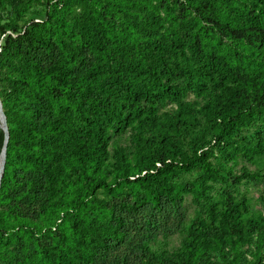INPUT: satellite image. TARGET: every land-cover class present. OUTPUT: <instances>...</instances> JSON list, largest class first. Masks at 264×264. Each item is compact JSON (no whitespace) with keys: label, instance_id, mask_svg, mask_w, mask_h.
I'll return each mask as SVG.
<instances>
[{"label":"trees","instance_id":"1","mask_svg":"<svg viewBox=\"0 0 264 264\" xmlns=\"http://www.w3.org/2000/svg\"><path fill=\"white\" fill-rule=\"evenodd\" d=\"M46 1H58L54 7L68 13L75 0ZM76 1L82 13L70 22L47 15L24 29L16 21L0 24V35L11 33L5 36L0 63L24 42L48 44L53 29L58 40L69 37L93 57V63L75 75L71 63L83 60L71 43H60L62 60L45 71L39 65L21 66L9 92L0 91L9 124L0 181V244L7 233L33 239L55 226L70 232L75 256L86 254L92 262L91 251L85 249L110 250L125 227L122 214L115 216V228L93 222L91 214L105 211L106 201L98 192L119 198L127 188L133 201L131 206L122 203L126 214L148 204L153 210L161 201L180 204L188 194L203 206L206 218L196 217L186 227L182 248L172 255L174 264H200L212 244L222 253L218 264H242L246 246L251 255L264 257V216L249 206L253 200L263 202L264 191L250 199L227 188L218 202L207 194L209 184L236 186L259 179L235 175L211 160L215 151L224 159L243 150L251 157L264 154L262 140L236 143V137L251 127L264 130V0ZM188 91L208 98L196 108L184 101ZM29 97L44 103L56 119H38L37 112L25 107L22 119L15 116L16 101ZM69 109L78 120L67 118ZM124 133H129L130 155L114 148L108 168L110 136ZM4 141L0 128V154ZM31 142L39 143L38 150L50 161L38 224L9 205L15 198L9 194L14 182L11 156ZM63 144L68 152L60 158L55 149ZM190 174L195 175L192 182L178 183L179 177ZM27 189L32 191V186ZM225 249L232 255L228 260ZM140 251L141 264L160 263L144 241Z\"/></svg>","mask_w":264,"mask_h":264},{"label":"rangeland","instance_id":"2","mask_svg":"<svg viewBox=\"0 0 264 264\" xmlns=\"http://www.w3.org/2000/svg\"><path fill=\"white\" fill-rule=\"evenodd\" d=\"M1 2L0 24L6 21H16L21 29L29 26L31 21L41 22L47 15H54L52 16L54 18L63 17L70 22L82 13V8L76 0L70 2V11L68 13H64L63 9L58 10L54 7L58 1L48 3L46 0H1ZM67 2L68 0H65V3ZM9 34L11 33L6 32L4 35H0V52L5 36ZM62 36L58 40L53 29L49 34V41L46 45L24 42L16 46L8 58L0 63L1 93L6 94L14 86L16 70L21 66L33 67L39 65V68L45 71L51 64L62 60L64 53L60 43L63 42H65L64 45L66 42L71 43L73 46L72 50L75 54L80 55L83 60V62L71 63L73 74L77 75L88 68L93 63V57L89 50L78 47L69 37ZM223 44H227L225 40ZM166 56L171 58V54ZM25 58L28 60H25ZM11 97L14 99L13 96ZM207 98V94L197 97L188 91L185 94L184 101L194 103L196 108H198L206 102ZM15 105L18 107V112L14 111V115L19 117V119L25 116L24 107L28 108L29 111H33L34 114L37 112L36 116H38V119L45 118L49 122L56 119V115L54 113L50 114L46 110L45 104L38 99L29 97L22 103L16 101ZM171 108V106L166 107L165 110H170ZM66 113L69 120L76 121L79 118L70 109ZM26 115L29 116L31 114L28 112ZM6 125L8 130L9 124L7 122ZM46 125H48V122ZM20 127L21 125L17 123V130ZM258 140L264 142V130L253 127L243 131L236 137V143L241 146L256 143ZM38 144L37 142L28 143L27 148L19 146L18 150L12 154L10 162L13 168L14 182L11 183L13 191L9 192V194H12L15 198L9 205H15L16 212L23 217L31 218L34 224L41 222L39 205L44 200L46 171L50 165L49 159L44 158L45 151L38 150ZM118 147L125 149L128 156L130 155L129 133L110 136V141L108 142L109 156L107 157L106 167L111 168L110 165L114 161L111 157L112 150ZM231 147L234 149L235 144L231 145ZM232 148H228V151ZM55 151L60 158H63L67 154L68 149L66 144H63L57 147ZM214 154L211 162L215 167L223 166L231 170L235 175L246 173L250 176H259V179L257 181L245 180L236 186H230V183L209 184L210 189L207 194L210 197V201L218 202L220 200L219 195L227 188L233 190L236 196L244 195L250 199L257 198L262 194L264 191V154L251 157L243 150L233 156L228 154L226 159L220 157L217 151ZM8 176L7 172V178ZM194 178V174L184 175L178 178V183L186 185L192 182ZM29 186H32V191L27 189ZM129 193V189L126 188L123 190L121 197L110 198L104 193L98 192L99 199L106 201L102 206L105 211L100 212L101 215L91 214L90 218H92L93 222L104 228H115L119 223L115 216L122 214L125 227L122 228V239L112 241L109 245L110 250H92L91 247L85 249L86 253L91 251L92 262L87 260L86 254L83 257L75 256V248L71 242L70 232L66 231L65 228L54 226L50 233L48 232L49 229H42L39 234L34 236L36 238L33 239L11 233L3 235L2 244H0V264H113L115 260L121 262L125 260L126 264H141L140 246L143 245V241L147 247L160 257L159 264H174L172 255L181 250L182 242L186 237V227L196 217L205 220L206 216L203 206L196 203L194 197L188 194L183 196L180 204L169 205L161 201L159 206L153 210L148 204L147 207L141 209L138 213L130 212L126 214L121 205L126 202L128 206H131L133 197L129 198ZM6 208L7 205L2 206V210ZM220 209L221 207H217V211ZM228 246L226 245L225 247L228 249ZM227 249L223 251V255L224 253L226 254V256L224 255L226 260L232 256ZM242 252L244 255L246 254L242 264H264V257L260 259V257L257 258V256L251 255L248 246L243 248ZM221 254L218 248L212 244L210 250L201 258L200 264H218L217 258Z\"/></svg>","mask_w":264,"mask_h":264},{"label":"water","instance_id":"3","mask_svg":"<svg viewBox=\"0 0 264 264\" xmlns=\"http://www.w3.org/2000/svg\"><path fill=\"white\" fill-rule=\"evenodd\" d=\"M0 121L3 123L4 125V128H5V140L9 139V134H8V130H7V125H6V118H5V115L3 113V109H2V105H1V102H0ZM4 150V158H5V154H6V147L3 148ZM4 164L5 162H3V168H4ZM3 168L2 170L0 171V181H1V178H2V175H3Z\"/></svg>","mask_w":264,"mask_h":264},{"label":"built area","instance_id":"4","mask_svg":"<svg viewBox=\"0 0 264 264\" xmlns=\"http://www.w3.org/2000/svg\"><path fill=\"white\" fill-rule=\"evenodd\" d=\"M249 206L254 212H259V213H262L264 215V201L263 202L254 201V202L250 203Z\"/></svg>","mask_w":264,"mask_h":264},{"label":"bare ground","instance_id":"5","mask_svg":"<svg viewBox=\"0 0 264 264\" xmlns=\"http://www.w3.org/2000/svg\"><path fill=\"white\" fill-rule=\"evenodd\" d=\"M0 128L2 129V131L4 132V135L6 136L5 134V128H4V125L3 123L0 121ZM7 142H8V139L4 141V147H7ZM3 162H5V158H4V150L2 149V152L0 154V171L2 170L3 168Z\"/></svg>","mask_w":264,"mask_h":264}]
</instances>
